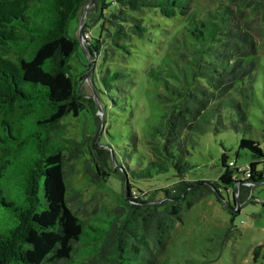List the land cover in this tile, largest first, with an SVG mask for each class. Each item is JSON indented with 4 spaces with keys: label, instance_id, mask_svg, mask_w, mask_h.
Masks as SVG:
<instances>
[{
    "label": "trees",
    "instance_id": "16d2710c",
    "mask_svg": "<svg viewBox=\"0 0 264 264\" xmlns=\"http://www.w3.org/2000/svg\"><path fill=\"white\" fill-rule=\"evenodd\" d=\"M87 2L0 0V204L13 219L0 233V264H166L159 255L170 231L198 198L215 191L219 199L221 188H230L233 204L228 203L240 209L257 201L251 188L264 182V147L250 136H241L237 145L250 152L245 167L236 164L237 152L229 159L223 150L215 180L186 177L183 156L193 133L232 110L237 120L246 119L256 47L232 8L219 5L199 15L190 0ZM83 8L90 15L81 26L87 33L81 46L86 61L73 75L69 60L81 44L69 24ZM154 15L162 20L152 21ZM177 16L173 36H179L181 62L147 57L148 64L140 63L139 42ZM119 57L133 63L121 64ZM93 59L97 64L89 79L105 116L135 99L138 78L155 86L154 97L163 104L151 127L159 141V148L152 147L155 159L141 157L135 130L117 151L107 120L101 129L93 93L81 88ZM82 111L92 117L93 128L79 138L66 136L61 118ZM229 125L236 126L234 119ZM80 154L89 180L100 183L117 174L122 194L126 187L127 199L111 208L104 225L79 217L71 207L65 160ZM169 170L174 179L158 184L159 174ZM227 211L232 220L235 211Z\"/></svg>",
    "mask_w": 264,
    "mask_h": 264
},
{
    "label": "rangeland",
    "instance_id": "374dc122",
    "mask_svg": "<svg viewBox=\"0 0 264 264\" xmlns=\"http://www.w3.org/2000/svg\"><path fill=\"white\" fill-rule=\"evenodd\" d=\"M219 5L230 6L236 19L253 37L256 47V69L245 121L237 120L232 110L224 115L222 121L211 120L203 131L193 133L187 140L188 153L184 154L183 158L189 164L186 177L190 180H215L221 170L220 154L223 150L229 159H234L237 152L236 164L245 167L250 159V152L237 146L241 136H250L264 147V1L190 0L189 7L199 15H205L208 10H214ZM82 15L84 20L90 17L87 9H84L78 18L69 24L70 31L77 36ZM158 20L162 19L159 15H154L152 21ZM178 21L179 16L173 21L165 20L161 31L155 30L147 41H138L143 49L138 59L140 63L144 61L148 64L145 60L147 57L181 62L179 36H173V30L178 29ZM90 33L91 36H95L97 26H92ZM130 41L137 44L135 39ZM119 58L121 64L133 63L132 59ZM85 61L86 54L80 45L69 60L71 73L77 75L83 67L82 62ZM92 63L94 70L97 62L93 59ZM137 80L132 88L135 99H128L125 108L109 109L106 116L103 111H98L100 126L104 130L107 120L114 135L115 146L119 147L116 148L117 151L122 150L121 146L123 147L129 130H135L136 146L141 157L155 159L152 147L159 148V141L152 137L151 127L157 123L163 104L155 99L153 91L156 88L145 76ZM81 88L88 94L93 93L90 79H83ZM95 93L98 96L96 91ZM232 95H236L235 90L232 91ZM99 103L103 108V103L101 101ZM230 119H234L235 127L229 125ZM60 124L66 136L76 138H79L83 131L89 132L93 128L92 117L85 111L77 116L68 114L62 117ZM84 156L80 154L75 159L66 156L65 175L70 204L79 217L84 219L93 217V223L104 225L110 216L111 208L121 204L124 198L119 176L112 174L100 183L89 180L88 175L82 170ZM173 173L169 170L165 175L159 174L162 179L158 184L166 185L171 182L174 179ZM237 175L242 176L241 173ZM166 176L167 178H163ZM152 183L156 181L152 179ZM72 189H77L78 194ZM17 191L18 185L13 184L12 194H16ZM251 193L257 201L246 202L240 209L237 208L238 211L234 208L236 214L232 220L227 211L230 205L228 202L233 204L232 189L221 188L219 199L215 196V191L203 194L189 209L183 211L181 219L171 229L159 259L165 260L166 264H264V204H262L264 182L252 186ZM12 220L9 209L0 204V233L11 225Z\"/></svg>",
    "mask_w": 264,
    "mask_h": 264
},
{
    "label": "water",
    "instance_id": "95a60500",
    "mask_svg": "<svg viewBox=\"0 0 264 264\" xmlns=\"http://www.w3.org/2000/svg\"><path fill=\"white\" fill-rule=\"evenodd\" d=\"M93 2V0H88V2H87V4H86V6H89L91 3ZM84 9H86V8H83V10ZM82 10V11H83ZM84 23V19H83V15L80 17V29H79V33H78V40H79V42H80V44H81V46L82 47H84V41H83V33H82V29H81V26H82V24ZM93 70V64L91 65V67L88 69V71H87V73H86V77L85 78H87V79H89V77H90V73H91V71ZM93 96H94V99H95V101H96V104H97V107H98V111H102V108H101V105H100V99H99V97L96 95V93H95V91L93 90ZM126 194H127V190H126V187H125V189H124V191H123V197H124V199H127V196H126ZM239 203L237 202V205H238ZM228 208L230 209V210H234V207H231L230 205H228ZM236 210L238 211V209L236 208Z\"/></svg>",
    "mask_w": 264,
    "mask_h": 264
},
{
    "label": "built area",
    "instance_id": "2783aa9c",
    "mask_svg": "<svg viewBox=\"0 0 264 264\" xmlns=\"http://www.w3.org/2000/svg\"><path fill=\"white\" fill-rule=\"evenodd\" d=\"M86 36H87V33H86V32H85V33H83V37H86ZM83 37H82V38H83ZM83 40H84V39H83Z\"/></svg>",
    "mask_w": 264,
    "mask_h": 264
}]
</instances>
